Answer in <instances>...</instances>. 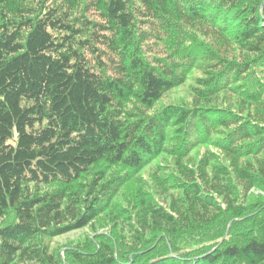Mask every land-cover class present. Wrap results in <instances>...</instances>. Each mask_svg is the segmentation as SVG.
<instances>
[{
    "label": "trees",
    "instance_id": "trees-1",
    "mask_svg": "<svg viewBox=\"0 0 264 264\" xmlns=\"http://www.w3.org/2000/svg\"><path fill=\"white\" fill-rule=\"evenodd\" d=\"M263 124L264 0H0V264H264Z\"/></svg>",
    "mask_w": 264,
    "mask_h": 264
},
{
    "label": "rangeland",
    "instance_id": "rangeland-1",
    "mask_svg": "<svg viewBox=\"0 0 264 264\" xmlns=\"http://www.w3.org/2000/svg\"><path fill=\"white\" fill-rule=\"evenodd\" d=\"M200 75L201 73L198 69L192 70L188 76L187 81L184 84L168 92L158 103L157 107L160 108L170 104L192 105V103H194L195 96V92L193 90L196 85L195 79ZM236 99V96L228 92L222 94V96L219 97L218 101L215 100V103L217 104L211 105H217L221 108H228L229 103L234 102V100ZM233 108L236 109L234 105ZM211 140H213V138H211ZM207 150H212L218 153L220 152V150H218L215 146H213L211 143H208L207 140L206 143H201L199 146L194 148L190 152L189 157L191 158V160L194 159V161H198L203 155V153H205ZM220 161H224V158H222ZM158 167H161V170L174 168V158L170 154L163 153L157 158H155L153 161H151L148 166H146L140 173L134 176L130 184H128L125 188H121L119 195L116 197V203L127 205L126 197L128 194L130 195L133 188L139 186V180L141 182L149 181L151 177H153L154 171ZM246 201L247 202H245V205L264 202V189L262 187L253 188L249 192ZM114 233L115 232L112 231V228L109 226V223L106 222L105 218H103L102 220L100 219L99 221H97L92 227H86L84 229L75 230L68 234L51 239L50 246L52 251H60L61 254L65 256V252L68 248L76 247L81 244H86L87 241L94 239L95 235L103 234L104 236H111V238H113V236L115 235Z\"/></svg>",
    "mask_w": 264,
    "mask_h": 264
},
{
    "label": "bare ground",
    "instance_id": "bare-ground-1",
    "mask_svg": "<svg viewBox=\"0 0 264 264\" xmlns=\"http://www.w3.org/2000/svg\"><path fill=\"white\" fill-rule=\"evenodd\" d=\"M176 69V68H175Z\"/></svg>",
    "mask_w": 264,
    "mask_h": 264
}]
</instances>
